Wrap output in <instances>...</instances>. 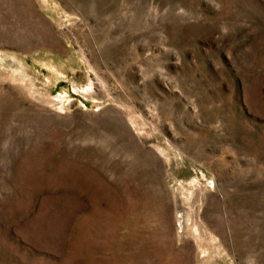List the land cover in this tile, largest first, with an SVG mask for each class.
Listing matches in <instances>:
<instances>
[{
	"label": "rangeland",
	"instance_id": "obj_1",
	"mask_svg": "<svg viewBox=\"0 0 264 264\" xmlns=\"http://www.w3.org/2000/svg\"><path fill=\"white\" fill-rule=\"evenodd\" d=\"M0 264H264V0H0Z\"/></svg>",
	"mask_w": 264,
	"mask_h": 264
}]
</instances>
